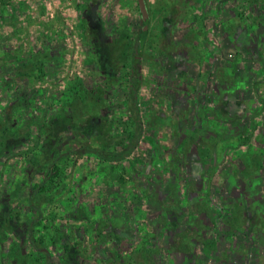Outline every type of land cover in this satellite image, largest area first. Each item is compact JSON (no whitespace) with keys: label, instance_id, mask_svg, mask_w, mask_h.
I'll return each instance as SVG.
<instances>
[{"label":"rangeland","instance_id":"obj_1","mask_svg":"<svg viewBox=\"0 0 264 264\" xmlns=\"http://www.w3.org/2000/svg\"><path fill=\"white\" fill-rule=\"evenodd\" d=\"M5 2L0 116L15 107V119L34 122L30 139L0 157V264H19L17 240L29 251L27 196L54 161L65 164L55 187L65 190L32 199L33 216L52 219L61 236L44 245L53 264H264V0H145L148 41L136 57L142 136L113 164L77 150L101 144V118L74 128L62 91L73 76L97 84L85 62L97 38L83 44L80 22L104 40L120 25L135 36L137 0ZM45 41L59 62L41 79L16 76L17 57ZM127 70L102 109L113 134L128 116ZM42 122L54 123L50 134L37 129ZM112 165L125 168L123 184Z\"/></svg>","mask_w":264,"mask_h":264},{"label":"trees","instance_id":"obj_2","mask_svg":"<svg viewBox=\"0 0 264 264\" xmlns=\"http://www.w3.org/2000/svg\"><path fill=\"white\" fill-rule=\"evenodd\" d=\"M254 1L256 2L257 0H250L249 5L253 4ZM0 4L5 5V0H0ZM77 6H79V4ZM148 17L142 19V26L139 27L135 36L131 34L126 26L120 25L114 29L115 36H113L110 41L104 40L105 38L100 29L98 30L100 31L99 35L92 33L91 28L88 27L89 25L86 23L81 21L79 24V30L83 36V44H88L87 42L90 36L97 38L92 43L93 47L90 49V54L85 57V62L87 64L91 63L94 65L91 77L93 79L96 78L97 84L91 85L81 77L73 76L71 79H67L66 87L62 91L63 99L61 102L71 108V110L76 111H73L72 115L74 128L82 123L89 124L93 118H101V144L98 147L80 145L77 150L93 154L97 160L102 163L108 162L113 164L112 162L114 160H119L129 155L136 148L142 136L143 122L140 117L137 101L140 81L136 57L142 53L148 41L149 31L147 28H143L144 25L147 26ZM59 59V56L53 53L51 45L45 41V43H42V47L36 49L34 52L29 51L25 57H17L13 71L16 76L41 79L44 74H48V70H46L47 67L58 63ZM126 68L128 69L129 85L126 87L123 106L127 109L128 116L126 120H122V118L117 119L116 123L120 125L119 131L113 134V123L110 119H107V117L102 116V109L107 107L108 101H110L107 92L109 88L114 85L113 79L121 69L125 71ZM101 71L105 72V76L99 75ZM103 84H105V86H103ZM15 117V107H12L8 114L5 115L4 111L3 115L0 116V157L10 150L11 145H21L24 143V140H28L31 137L30 133L31 126L34 122L33 118L15 119ZM52 124L54 123H50V125ZM50 125L42 122L37 129L40 131L45 130V133L50 134ZM50 136L58 139L56 133ZM47 168L44 178L32 188V191L27 196L29 200L28 205L31 209V214L28 216L27 228L25 229L29 251L22 252L19 244L18 247H16L15 245H17L18 242L17 239V242L14 243L15 245H12L13 252L19 251V256L16 257L19 264H53L50 252L45 249L44 245L50 244L51 246H55L59 241V237H61L59 235H54V233L59 232L58 229L53 227L51 223L52 219H48V222L44 223L45 219L42 218L41 215L37 214L33 216L32 212V210H38V207L32 204L33 197L37 195V199L45 202L54 192L65 190L64 187L60 189L57 188V190L55 189V187L59 185L61 177L64 175L65 164H62L60 161H54ZM111 168L113 172L116 173V181L123 184L125 182V168L117 165H112ZM48 191H51L49 196L46 194ZM78 195L79 192H77V196ZM77 196L75 198H77ZM0 224V229L2 228L0 241L2 242L5 237V230L3 229L2 222ZM79 225L81 224L77 226ZM194 231L197 232L196 225H194ZM180 235H187V233L184 232ZM213 242L215 241L211 240L206 242V240H204V243L210 247L213 246ZM13 252H11V254Z\"/></svg>","mask_w":264,"mask_h":264},{"label":"water","instance_id":"obj_3","mask_svg":"<svg viewBox=\"0 0 264 264\" xmlns=\"http://www.w3.org/2000/svg\"><path fill=\"white\" fill-rule=\"evenodd\" d=\"M137 3L142 19H146L148 17V12L146 8L145 0H137ZM143 28L146 29L147 26L144 25Z\"/></svg>","mask_w":264,"mask_h":264}]
</instances>
